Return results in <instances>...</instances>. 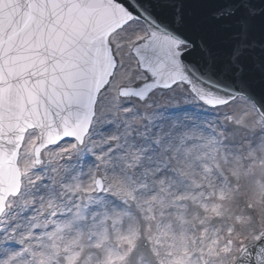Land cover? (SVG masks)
<instances>
[{
  "label": "snow or ice",
  "instance_id": "1",
  "mask_svg": "<svg viewBox=\"0 0 264 264\" xmlns=\"http://www.w3.org/2000/svg\"><path fill=\"white\" fill-rule=\"evenodd\" d=\"M0 264H264V0H0Z\"/></svg>",
  "mask_w": 264,
  "mask_h": 264
}]
</instances>
